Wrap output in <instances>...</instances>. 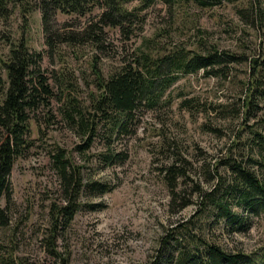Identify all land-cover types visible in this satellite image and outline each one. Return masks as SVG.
<instances>
[{
    "label": "rangeland",
    "instance_id": "obj_1",
    "mask_svg": "<svg viewBox=\"0 0 264 264\" xmlns=\"http://www.w3.org/2000/svg\"><path fill=\"white\" fill-rule=\"evenodd\" d=\"M87 15L58 12L53 28L74 30ZM140 15L141 24L131 25L135 28L127 34L105 26L104 47L98 48L88 41L49 46L40 10L29 4L23 8L9 1L0 13V98L6 84L3 60L20 38L41 54L39 69L54 91L31 111L29 144L14 160L9 199L0 200L9 216L7 226L0 227V256L24 264H149L161 239L184 222L186 232L227 251H264V212L250 215L246 229L228 230L215 222L214 210H199L194 192V187L207 189L217 182L206 171L215 174L216 163L227 154L264 160V141L256 134L264 133V98L252 115H246L243 105L248 80L264 77V0H222L205 7L191 2L174 9L156 0L140 8ZM144 38L164 51L176 46L202 51L213 45L241 60L217 76L203 68L179 74L159 106L137 110L128 129L108 144L105 125L98 123L90 146L79 150L85 135L60 110L68 89L88 114L95 72L106 75L118 68ZM185 98L189 100L182 102ZM58 147L80 165L83 178L106 181L112 188L99 195L84 190L78 196L83 205L68 223L59 224L51 239L50 206L60 202L51 155ZM109 149L119 152L118 160L98 161L97 153ZM174 155L186 159V176L177 179L175 197L164 176V165ZM251 168L264 179V166ZM216 169L228 177L222 164Z\"/></svg>",
    "mask_w": 264,
    "mask_h": 264
},
{
    "label": "trees",
    "instance_id": "obj_2",
    "mask_svg": "<svg viewBox=\"0 0 264 264\" xmlns=\"http://www.w3.org/2000/svg\"><path fill=\"white\" fill-rule=\"evenodd\" d=\"M9 1L20 3L23 8H28L29 4L40 10L41 25L49 46L54 47L59 42L88 41L103 48L105 26L118 27L124 34L132 32L134 26L141 24L144 19L140 15V8L149 6L156 0H139L138 6L130 5L132 0H0V13L5 10ZM161 1L174 9L179 4L192 2L205 7L219 4L222 0ZM58 12L89 15L79 28L73 30L68 27V31H59L58 28H53ZM238 56L213 45L202 51L183 46L164 51L152 44L151 39L144 38L118 68L106 75L95 72L96 92L92 93L88 114L82 110L78 97L72 95L70 89L60 110L69 121L76 122L78 129L85 135L84 141L77 144L79 150L84 151L90 146L94 136L98 134L100 122L105 125L103 136L108 144L114 136L128 129L137 110L159 106L164 101L166 89L179 74L203 68L208 74L217 76L230 62L240 61L241 57ZM40 58L41 54L31 50L26 41L20 38L9 46L3 60L6 84L0 98V200L9 199V176L14 160L29 144L30 139L26 134L31 111L53 97V87L39 69ZM246 88L243 105L246 115H252L259 99L264 98V77L256 75L252 80L249 79ZM187 100L189 99L185 98L182 102ZM261 120V128L264 129V117ZM256 134L264 141V133ZM118 154L112 149L101 151L97 153V160L105 164L113 163L118 160ZM51 158L58 174L60 191V202L53 201L50 206V237L53 239L59 224L64 226L68 223L83 205L78 201V196L84 190L99 195L112 186L106 181L83 178L80 165L66 156L61 147L56 148ZM185 161L181 155H174L164 165V176L174 197L177 195L174 189L177 179L186 176ZM218 164L227 169L228 177L217 171ZM254 164L264 166V160L248 154L242 157L227 154L216 163L215 174L208 168L206 174L210 178L217 176V182L207 189L194 187L197 198H200L199 210H214L215 222H223L228 230L246 229L250 215L264 212V179L251 168ZM185 204L187 202L182 206ZM95 205L89 203L90 207ZM8 221L6 206L0 204V227L7 226ZM186 231L188 229L185 222L172 227L161 239L149 264H264V251L257 255L242 251L230 252ZM0 264L24 263L2 255Z\"/></svg>",
    "mask_w": 264,
    "mask_h": 264
}]
</instances>
